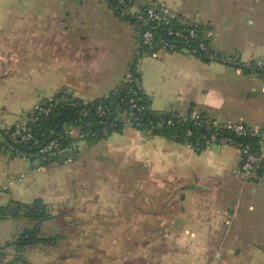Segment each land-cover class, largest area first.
Returning <instances> with one entry per match:
<instances>
[{"label":"crops","instance_id":"0c3cea01","mask_svg":"<svg viewBox=\"0 0 264 264\" xmlns=\"http://www.w3.org/2000/svg\"><path fill=\"white\" fill-rule=\"evenodd\" d=\"M161 1L210 25L214 49L238 64L264 59V0ZM122 17L113 0H0V131L62 89L82 101L107 95L132 62L152 110L264 127L256 73L182 53L149 56ZM240 162L232 146L129 127L43 167L2 147L0 264L34 225L22 207L35 200L53 216L39 236L58 239L25 246L17 264H264V175L242 181L232 173Z\"/></svg>","mask_w":264,"mask_h":264},{"label":"built area","instance_id":"2783aa9c","mask_svg":"<svg viewBox=\"0 0 264 264\" xmlns=\"http://www.w3.org/2000/svg\"><path fill=\"white\" fill-rule=\"evenodd\" d=\"M114 7L120 10L123 16L134 19L138 27L139 46L149 56L158 57L160 53H182L196 58H206L209 61H221L235 66L242 71H252L264 81V59H255L252 63L240 65L235 56L217 52L213 47L214 30L208 24L199 21L184 19L168 4L161 0H147L143 6H138L136 0H113ZM134 70H129L122 82L131 80ZM121 82V83H122ZM128 103V109L122 114L124 128L129 127L139 130V117L136 113L142 108L133 97L124 98ZM95 99L84 101L93 110L97 117L107 115L109 108ZM52 104L40 105L33 108L39 114L47 115L51 111ZM32 110V111H33ZM83 115H86L84 113ZM74 124L67 126L66 135L74 139L68 146H62L58 140L49 138L46 140L39 153L47 155H59L67 152L69 158L79 151L80 143L87 141V136H95L97 131L83 130L89 127L90 121L75 120ZM191 122V126L183 129L184 138L189 142L195 135L201 145L232 146L239 150L241 156L240 165L233 169L232 173L242 181H250L257 177L258 171L264 169V127L247 124L233 119H220L204 113L194 112L187 116H171L162 118L160 123L167 125L183 124ZM29 120L14 124L7 130L8 138L12 143L36 141V129L28 126ZM4 140V139H3ZM16 156H21L18 150H13ZM23 157V156H22ZM68 158V159H69ZM5 189L1 187L0 190ZM229 222H226L228 224Z\"/></svg>","mask_w":264,"mask_h":264},{"label":"trees","instance_id":"16d2710c","mask_svg":"<svg viewBox=\"0 0 264 264\" xmlns=\"http://www.w3.org/2000/svg\"><path fill=\"white\" fill-rule=\"evenodd\" d=\"M115 12L119 15L120 10L115 8ZM122 18L134 22V19L130 17L123 16ZM203 60L209 61L206 58H203ZM130 70H135L134 63L133 66H130ZM125 97H133L136 103L142 108L140 112L136 113V116L139 117L140 121V131L151 135L159 134L170 136L175 134L179 138L186 140L183 135V129L186 126L192 127L191 122L186 121L183 124L178 123L172 126L167 125L166 123H160L162 118L168 119L176 114L152 110L149 107L148 99L140 88L137 73L134 72L130 81L120 83L107 95L94 100L96 103H103L109 108L106 116L101 118L97 117L93 110H88L90 107L89 105L85 104L82 100L73 98L66 92V90L62 89L52 97L46 98L40 102V105L44 107L49 104L53 105L49 114L42 115L39 114L37 110H33L30 114H28V126L36 129L35 142L29 141L14 144L7 135L13 130V128L10 130H1V136H3L4 140L0 141V149L2 147H7L12 148L13 150H18V152L21 153V157L23 156L30 162L34 163L36 167L46 166L53 161L60 160V158L58 155L51 156L41 154L39 153V149L49 138L58 140L62 146L70 145L74 139L68 137L65 132L67 126L74 124L76 122L75 120H80L82 123L84 120L88 119L91 122L90 126L88 128L82 127V129L97 131L95 136H87V141H97L109 133L121 131L124 128L122 114L128 109V103L124 101ZM84 113H86V115H83ZM189 142L194 145H201V143L197 142L195 135ZM258 175H264V169H260L258 171ZM22 215L35 223L40 219L51 216L48 213L47 207L40 200H35L30 204L24 205L22 207ZM5 217H7V211L5 208L0 207V219ZM40 225L41 224H38L33 231H30V229L25 230V232L17 238L14 242L17 249L16 257L9 264H17L19 262L21 250L25 246L37 243H51L52 240L58 239L57 236L45 238L40 237ZM9 244L10 243L7 245Z\"/></svg>","mask_w":264,"mask_h":264},{"label":"water","instance_id":"95a60500","mask_svg":"<svg viewBox=\"0 0 264 264\" xmlns=\"http://www.w3.org/2000/svg\"><path fill=\"white\" fill-rule=\"evenodd\" d=\"M58 157L62 160H67L69 158V154L67 152H62L58 155ZM18 208V205L16 204H12L10 205L9 207V213L12 214V209H17ZM53 216H48L46 218H43V219H40L38 222L34 223V225L32 226V228L30 229V231H33L35 229V227L38 225V224H42L50 219H52ZM24 232H20L19 235L23 234Z\"/></svg>","mask_w":264,"mask_h":264},{"label":"rangeland","instance_id":"374dc122","mask_svg":"<svg viewBox=\"0 0 264 264\" xmlns=\"http://www.w3.org/2000/svg\"><path fill=\"white\" fill-rule=\"evenodd\" d=\"M131 66H133V62H132V64H131Z\"/></svg>","mask_w":264,"mask_h":264}]
</instances>
